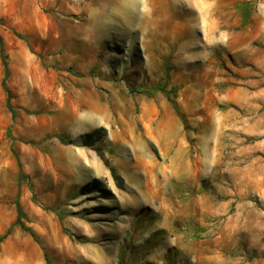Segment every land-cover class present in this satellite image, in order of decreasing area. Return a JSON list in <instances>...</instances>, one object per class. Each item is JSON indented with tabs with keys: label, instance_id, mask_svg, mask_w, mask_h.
Here are the masks:
<instances>
[{
	"label": "rangeland",
	"instance_id": "1",
	"mask_svg": "<svg viewBox=\"0 0 264 264\" xmlns=\"http://www.w3.org/2000/svg\"><path fill=\"white\" fill-rule=\"evenodd\" d=\"M117 1L0 0V264H264V0Z\"/></svg>",
	"mask_w": 264,
	"mask_h": 264
},
{
	"label": "trees",
	"instance_id": "2",
	"mask_svg": "<svg viewBox=\"0 0 264 264\" xmlns=\"http://www.w3.org/2000/svg\"><path fill=\"white\" fill-rule=\"evenodd\" d=\"M0 43L2 44V40L0 39ZM3 63H4V67H5V74H6V78L3 82V88L5 90V92L7 93V106L9 108H11V105H10V102H11V92L7 86V83H6V80L8 79V76H9V65H8V58L6 55L3 54ZM159 91H162L163 93H165L168 97V99L173 102V100H171V92H167L165 90V87L163 86L161 89H159ZM13 117H15V112L13 111ZM103 131V129H99V130H96L95 132H92L91 134H88V135H85L84 136V141H85V145H88V146H94L93 142H96L97 140L95 139H99L100 138V133ZM59 139L62 143L64 144H68L69 142L67 141L66 137L65 136H59ZM17 211H18V216H17V219L16 221L14 222L13 227H19L21 228L23 231H26V232H29L33 237H34V233L33 231L31 230V228H29L28 226H26V224L24 223L23 219L26 217L24 211H23V208L21 207L20 203L18 202L17 203ZM11 228V229H12ZM11 229L4 235L0 238V243L3 242L6 237H8V235L10 234L11 232Z\"/></svg>",
	"mask_w": 264,
	"mask_h": 264
},
{
	"label": "bare ground",
	"instance_id": "3",
	"mask_svg": "<svg viewBox=\"0 0 264 264\" xmlns=\"http://www.w3.org/2000/svg\"><path fill=\"white\" fill-rule=\"evenodd\" d=\"M115 1H117V0H115ZM173 1H176V3H179L181 5L187 3L189 5V10L191 9L192 11H194L199 6L200 1L207 3L210 0H173ZM118 4L121 7L127 8L126 9L127 14L129 13L131 16H132V14L133 15L135 14V16H140V18H142V20H144L145 27H147L149 29V10L146 8L147 2L145 0H120V2ZM208 11H210V10H208ZM213 30H214L213 27H211L209 29L210 35L213 34Z\"/></svg>",
	"mask_w": 264,
	"mask_h": 264
}]
</instances>
